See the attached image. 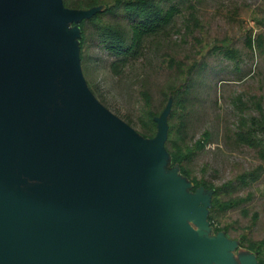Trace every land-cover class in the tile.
Masks as SVG:
<instances>
[{"label": "water", "instance_id": "1", "mask_svg": "<svg viewBox=\"0 0 264 264\" xmlns=\"http://www.w3.org/2000/svg\"><path fill=\"white\" fill-rule=\"evenodd\" d=\"M91 12L0 0V264H228L224 243L187 234L198 204L156 177L165 123L140 142L86 87L56 23Z\"/></svg>", "mask_w": 264, "mask_h": 264}, {"label": "rangeland", "instance_id": "2", "mask_svg": "<svg viewBox=\"0 0 264 264\" xmlns=\"http://www.w3.org/2000/svg\"><path fill=\"white\" fill-rule=\"evenodd\" d=\"M175 1L180 10L171 11L170 33L153 39L147 54L123 66L119 74H112L113 55L96 38L93 27L79 43L76 24L56 25L71 40L88 90L130 125L140 142L153 135L138 133L146 124L149 106L157 125L164 122L167 127L163 92L176 78L177 63L184 72L192 65L186 108L172 105L171 145L150 156L152 167L174 204L191 200L198 204L195 216H180L188 235L221 248L224 243L228 264H242L249 255L264 258V159L236 135L240 117L260 116L255 100H260L264 115V57L247 43L248 35L264 33L262 0H192L191 8ZM226 48L232 49L231 56ZM171 56L176 64L169 65ZM144 92L150 93L149 101ZM256 128L264 142V129L258 124ZM200 181L216 189L207 185L197 190ZM228 199L234 203L225 205ZM216 202L219 208L212 206ZM190 262L205 264L194 257ZM206 262L224 261L210 256Z\"/></svg>", "mask_w": 264, "mask_h": 264}, {"label": "trees", "instance_id": "3", "mask_svg": "<svg viewBox=\"0 0 264 264\" xmlns=\"http://www.w3.org/2000/svg\"><path fill=\"white\" fill-rule=\"evenodd\" d=\"M163 1L167 0H61V3L65 8L69 9H92L90 14L72 21V23L77 25L78 32H80L79 43L83 41L90 28L93 27L98 36L96 38L102 41L103 46L108 48L113 55L109 63L112 74H119L123 66L137 60L141 55L147 54L145 52H148L147 49L152 45L150 42L153 39L157 40L170 33V27L174 20L173 16L171 17V14H173L171 11L176 12L180 8L174 6V0H169L166 4H163ZM175 2L182 5L186 4L185 7H192V0H176ZM192 12L189 11L187 14L190 15ZM247 39V43L254 49L257 48L258 52L264 57V33L258 32L254 33L253 36L248 35ZM226 49L225 53L231 56L232 49ZM173 63L176 64V60L171 56L169 57V65ZM176 66L178 68V72L174 76L176 78L163 92V96L167 98V101L162 106V109L167 111L165 119L167 125L166 138L163 142V147L165 146L166 148L170 144L169 132L171 128L169 126V118L172 115V105L179 104L186 108L184 104L187 99L189 100L191 85L187 76H189L190 71L188 70L192 69V65L185 72L182 70V64L177 63ZM144 96L146 101H149L150 93L144 92ZM254 102L260 112V116L240 117L239 129L236 131V135L242 142L256 147L258 153L264 159L263 137L258 138L260 135L255 132L257 124L264 129V115L260 100H255ZM146 113V124H143V130L138 133L142 137L153 134L151 136L153 137L157 128V120L156 116H154L155 111L149 106ZM173 157L176 158V155ZM182 157H184V154L180 156V158ZM242 175L243 173L238 175V177ZM231 183L232 180L224 186L226 187ZM207 185L216 189L213 184H208L204 181H200L196 189L200 187L205 189ZM233 203L232 199H228L225 205L229 206ZM220 204L222 205V203ZM211 205L208 206L209 211L214 205L218 208L220 207L219 202ZM255 258L256 264L264 263V258L257 257L256 254Z\"/></svg>", "mask_w": 264, "mask_h": 264}, {"label": "crops", "instance_id": "4", "mask_svg": "<svg viewBox=\"0 0 264 264\" xmlns=\"http://www.w3.org/2000/svg\"><path fill=\"white\" fill-rule=\"evenodd\" d=\"M262 3H263V8H264V0H262ZM263 12H264V10H263ZM256 264V263H255ZM264 264V263H263Z\"/></svg>", "mask_w": 264, "mask_h": 264}]
</instances>
